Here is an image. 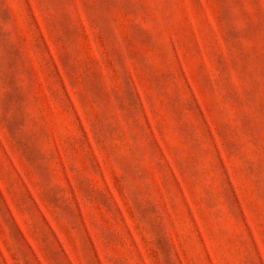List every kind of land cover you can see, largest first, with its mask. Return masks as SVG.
Masks as SVG:
<instances>
[{"label": "rangeland", "instance_id": "1", "mask_svg": "<svg viewBox=\"0 0 264 264\" xmlns=\"http://www.w3.org/2000/svg\"><path fill=\"white\" fill-rule=\"evenodd\" d=\"M0 264H264V0H0Z\"/></svg>", "mask_w": 264, "mask_h": 264}]
</instances>
